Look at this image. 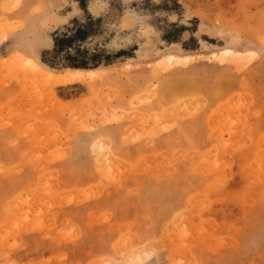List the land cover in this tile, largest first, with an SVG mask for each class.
<instances>
[{"label":"rangeland","instance_id":"1","mask_svg":"<svg viewBox=\"0 0 264 264\" xmlns=\"http://www.w3.org/2000/svg\"><path fill=\"white\" fill-rule=\"evenodd\" d=\"M0 264H264V0H0Z\"/></svg>","mask_w":264,"mask_h":264},{"label":"trees","instance_id":"2","mask_svg":"<svg viewBox=\"0 0 264 264\" xmlns=\"http://www.w3.org/2000/svg\"><path fill=\"white\" fill-rule=\"evenodd\" d=\"M80 1V0H79ZM81 6L85 8V4L80 2ZM101 18L94 19L92 16L88 17V20L84 23H75V26L71 28L72 34L59 33L57 32L54 35V51H64L67 48H75V54L68 55V61L71 67L76 68H96L102 63L109 64L111 62L109 57L111 55H106L105 59L101 57V53H93L91 56H87V51H82L76 49L74 45L75 40H84L88 37L90 30L93 28L95 21L100 20ZM74 46V47H73ZM125 54V51L121 50L116 53V56H121Z\"/></svg>","mask_w":264,"mask_h":264},{"label":"bare ground","instance_id":"3","mask_svg":"<svg viewBox=\"0 0 264 264\" xmlns=\"http://www.w3.org/2000/svg\"><path fill=\"white\" fill-rule=\"evenodd\" d=\"M223 52L226 55H230L231 53H233V51L231 49H226ZM185 58L188 59L187 61L190 60L189 57H185ZM181 60H182V58H181ZM26 61L28 63H30L31 65H33V63H31L30 59L26 60ZM167 61H168L169 64H173V63L175 64V61H176L175 55L174 56L173 55L169 56ZM34 66H36V64ZM36 67H38V66H36ZM97 73H98L97 70H83V69L74 68V69H71L69 72L64 73V74H53V73H50L49 76L51 77L53 83H68V82L80 81L82 79H85L87 76H95Z\"/></svg>","mask_w":264,"mask_h":264},{"label":"snow or ice","instance_id":"4","mask_svg":"<svg viewBox=\"0 0 264 264\" xmlns=\"http://www.w3.org/2000/svg\"><path fill=\"white\" fill-rule=\"evenodd\" d=\"M252 55H254V54H252Z\"/></svg>","mask_w":264,"mask_h":264}]
</instances>
